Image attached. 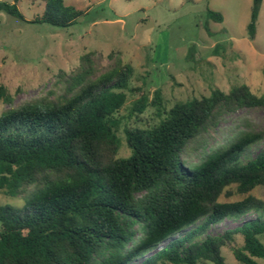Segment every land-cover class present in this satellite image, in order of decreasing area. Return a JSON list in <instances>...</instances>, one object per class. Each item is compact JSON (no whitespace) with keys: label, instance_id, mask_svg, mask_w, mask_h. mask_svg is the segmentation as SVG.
I'll return each instance as SVG.
<instances>
[{"label":"trees","instance_id":"1","mask_svg":"<svg viewBox=\"0 0 264 264\" xmlns=\"http://www.w3.org/2000/svg\"><path fill=\"white\" fill-rule=\"evenodd\" d=\"M21 1L0 2V11L24 21ZM28 1L45 4L32 23L67 28L82 15L64 0ZM262 1L252 0L249 41ZM132 74L120 52L89 51L71 71H58L44 97L11 107L12 95L0 86V102L10 106L0 115V192L24 202L0 206V264H131L153 250L139 264H226L222 249L238 237L242 244L231 252L239 264L264 261V202L251 195L264 187V152L241 161L264 131H238L208 152L198 144L196 164L182 158L225 115L264 108V97L239 85L167 109L159 90L150 101L144 90L130 88ZM128 93L139 94L130 118L140 122L151 107L160 120L124 126L129 156L120 157L117 115ZM233 197L242 199L221 202ZM251 213L258 217L207 234Z\"/></svg>","mask_w":264,"mask_h":264},{"label":"rangeland","instance_id":"2","mask_svg":"<svg viewBox=\"0 0 264 264\" xmlns=\"http://www.w3.org/2000/svg\"><path fill=\"white\" fill-rule=\"evenodd\" d=\"M64 4L82 12L67 28L32 23L43 13L42 1L22 0L17 4L24 21L0 11V86L12 95L11 107L44 97L52 90L58 71H71L78 65L79 57L89 51L120 52L124 63L133 69L129 87L144 90L150 101L159 90L167 109L178 102L207 97L214 89L227 93L239 85L264 97V0L254 41H249L246 34L252 0H64ZM208 11L220 14L222 22L210 20ZM138 98L139 94L128 93L127 102L117 115L121 121L120 157L129 156L123 139L124 126L146 128L160 120L151 107L140 116V122L130 118V109ZM8 107L0 102V115ZM250 127L264 131V108L225 115L216 129L191 143L182 158L188 165L196 164L200 151L193 149L198 144L208 152ZM261 152L264 138L249 147L241 161ZM251 195L264 202V187L256 188ZM241 199L221 198V202ZM0 206L22 208L24 202L0 192ZM257 217L251 213L238 222L224 220L209 228L207 234H222ZM140 237L137 234L136 240ZM241 244L238 237L222 249L226 264H239L231 249ZM153 252L131 264H139Z\"/></svg>","mask_w":264,"mask_h":264}]
</instances>
